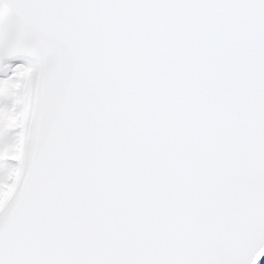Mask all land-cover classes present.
I'll return each mask as SVG.
<instances>
[{"label": "snow or ice", "instance_id": "6c2138e0", "mask_svg": "<svg viewBox=\"0 0 264 264\" xmlns=\"http://www.w3.org/2000/svg\"><path fill=\"white\" fill-rule=\"evenodd\" d=\"M0 264H264V0H0Z\"/></svg>", "mask_w": 264, "mask_h": 264}]
</instances>
